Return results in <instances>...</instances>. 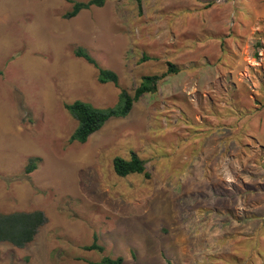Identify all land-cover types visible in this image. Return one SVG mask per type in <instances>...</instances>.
<instances>
[{
  "label": "rangeland",
  "instance_id": "obj_1",
  "mask_svg": "<svg viewBox=\"0 0 264 264\" xmlns=\"http://www.w3.org/2000/svg\"><path fill=\"white\" fill-rule=\"evenodd\" d=\"M73 1L89 0H0V213L46 217L25 247L0 243V264H264V0H107L66 18ZM169 63L127 117L70 142L66 104L114 107ZM132 153L149 177L115 173ZM95 236L103 252L86 250Z\"/></svg>",
  "mask_w": 264,
  "mask_h": 264
},
{
  "label": "trees",
  "instance_id": "obj_2",
  "mask_svg": "<svg viewBox=\"0 0 264 264\" xmlns=\"http://www.w3.org/2000/svg\"><path fill=\"white\" fill-rule=\"evenodd\" d=\"M107 0H89L87 2L73 1L72 10L66 14V18H73L81 11L88 10L91 7H103ZM76 57L84 59L97 69V79L101 84L111 83L116 87L119 86V75L109 69L102 68L97 60L84 48L78 47L74 52ZM149 58L143 57L142 61ZM179 72L174 64L169 63L166 72L161 75H145L142 77L140 84L136 87L133 94L126 90H121L119 102L116 106L106 109L96 108L92 104L76 100L71 104H66L65 108L76 119L78 126L70 137V142L86 143L95 132L99 131L112 118L127 117L133 109V106L146 94H155L158 91L159 82L169 74ZM2 73L0 72V75ZM114 171L120 177H126L131 174H144L149 177L146 171L145 162L136 154L132 153L130 159L116 157L113 161ZM36 168L34 160L31 161L27 172ZM46 217L42 211L32 212H13L0 213V243H8L15 247L22 248L31 243L40 228L45 224ZM86 250L104 251L102 246L95 242L86 247ZM99 264H125L122 257H104ZM168 264H171L169 262Z\"/></svg>",
  "mask_w": 264,
  "mask_h": 264
}]
</instances>
